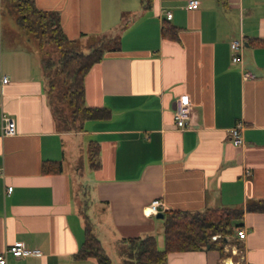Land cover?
<instances>
[{
	"label": "crops",
	"instance_id": "0c3cea01",
	"mask_svg": "<svg viewBox=\"0 0 264 264\" xmlns=\"http://www.w3.org/2000/svg\"><path fill=\"white\" fill-rule=\"evenodd\" d=\"M5 1L12 6L0 0V74L9 76L0 86V252L15 241L41 250L9 254L7 264H98L74 256L86 217L115 264L112 252L129 248L131 237L153 234L164 248L165 211L216 206L244 209L246 238L235 228L224 253L170 251L165 264H264V211L248 209L264 199V46L248 42L264 38V0H200L194 8L188 0H34L60 14L82 49L117 40L85 78V105L106 106L110 117L69 123L33 38L4 19ZM241 36L243 66L254 77L232 61L230 43ZM182 93L192 100L186 128L174 117ZM4 113L15 119L14 134L3 133ZM239 122L244 141L235 145L230 129ZM91 141L99 146L95 167ZM45 160L60 170L43 172ZM154 198L167 205L163 217L144 211Z\"/></svg>",
	"mask_w": 264,
	"mask_h": 264
},
{
	"label": "trees",
	"instance_id": "16d2710c",
	"mask_svg": "<svg viewBox=\"0 0 264 264\" xmlns=\"http://www.w3.org/2000/svg\"><path fill=\"white\" fill-rule=\"evenodd\" d=\"M17 14L16 20L21 28L32 35L42 48L50 43L59 49V69L53 71V60L45 59L44 68L49 80L51 96L59 102H64L69 112L63 115V109L57 111L69 118H108L111 111L106 106L85 105V78L90 68L102 60L110 42L117 43L116 38H102L98 43L82 49L64 32L60 14L39 8L34 0H10ZM170 29V26H165ZM164 28V31L166 30ZM166 32V31H165ZM166 34V33H165ZM249 43L264 46V38L253 37ZM59 77L64 79L61 81ZM64 84V85H63ZM92 166H98L99 146L91 141L88 146ZM56 161L45 160L43 172L60 170ZM249 210L264 211V199L248 204ZM244 209L242 207L216 206L202 210L175 208L165 211L164 218V248L160 249L156 236L147 234L128 238L129 248L120 249L127 255L135 257L132 264H165L170 251L196 250L201 248H217L224 253V245L228 236L235 228L241 227ZM218 234L216 238L214 235ZM129 249V250H128ZM75 258H95L98 264H114L112 257L106 252L101 240L96 235L90 219L86 217L85 240L74 253ZM129 259L126 258V262Z\"/></svg>",
	"mask_w": 264,
	"mask_h": 264
},
{
	"label": "built area",
	"instance_id": "2783aa9c",
	"mask_svg": "<svg viewBox=\"0 0 264 264\" xmlns=\"http://www.w3.org/2000/svg\"><path fill=\"white\" fill-rule=\"evenodd\" d=\"M200 0H188L187 7L194 8L198 6ZM167 18L172 17V12L167 11ZM232 49V61L239 62L242 64V73L244 77H254L256 74L251 70L245 69L243 66V48L245 46V38L243 36L235 38L230 43ZM9 81V76L6 74H0V86ZM174 117L175 122L179 128H186L192 124V100L188 93H182L175 99V108H174ZM2 128L5 135L14 134L16 131V122L15 119L4 113L2 119ZM242 122L237 123L230 129L231 140L235 145H240L243 143V134H242ZM246 174H250L251 170L246 169ZM12 186H8L7 190L11 191ZM167 205L162 198H154L151 202L144 208L146 214H156L159 211L166 210ZM237 238L239 240H244L247 236V229L243 226L236 229ZM218 234L214 235L213 238H216ZM41 250L37 247H28L25 246L21 241H15L12 244L5 246L3 251L0 252V264H7L8 255L12 254L14 256H24L30 254H40Z\"/></svg>",
	"mask_w": 264,
	"mask_h": 264
},
{
	"label": "rangeland",
	"instance_id": "374dc122",
	"mask_svg": "<svg viewBox=\"0 0 264 264\" xmlns=\"http://www.w3.org/2000/svg\"><path fill=\"white\" fill-rule=\"evenodd\" d=\"M5 2H7V1H5ZM3 9H4V19H7L8 17L11 19L13 18V27L16 28L18 33L29 34L26 31H24L21 28V26L18 24V22L16 20L17 14L13 10V7L10 4H8V2L4 3ZM30 36H31V38H33L32 44L35 47V49L37 50L38 56L40 55L45 59L51 58L54 61L53 65H52L53 71L58 70L59 69V56H60L59 49L55 45L50 44V43L45 44V46L42 48L41 46H39L36 39L32 35H30ZM21 38H22V36H21ZM83 49H88V48H83ZM63 79H64V77L62 79L59 77V80L62 81ZM112 253H113V258H114L115 264H132V260L135 258V257L131 256L130 254L126 255L125 252H122L121 250H116ZM126 258L129 259L127 262H126Z\"/></svg>",
	"mask_w": 264,
	"mask_h": 264
},
{
	"label": "water",
	"instance_id": "95a60500",
	"mask_svg": "<svg viewBox=\"0 0 264 264\" xmlns=\"http://www.w3.org/2000/svg\"><path fill=\"white\" fill-rule=\"evenodd\" d=\"M156 216L163 217L164 216V212L163 211H159L158 213H156Z\"/></svg>",
	"mask_w": 264,
	"mask_h": 264
}]
</instances>
